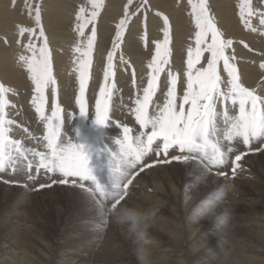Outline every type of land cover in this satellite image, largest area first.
<instances>
[{
    "label": "rangeland",
    "instance_id": "374dc122",
    "mask_svg": "<svg viewBox=\"0 0 264 264\" xmlns=\"http://www.w3.org/2000/svg\"><path fill=\"white\" fill-rule=\"evenodd\" d=\"M206 2L217 28L223 34V38L233 41L232 47L226 50V54L233 57L231 62L235 64L242 84L249 89H255L258 95L264 96V69L260 68V64L264 63V34H261L264 29L260 28L258 18L255 16L252 18V24L258 29V31L253 32L241 22L238 7L240 0H206ZM61 3L64 4L63 7L59 6ZM28 4L40 6L41 27L47 39L52 62V74L56 80L55 96L52 86H49L45 91L44 116H51L54 103L62 109L60 121L62 141L69 140V136L75 133L79 135L87 133L88 140L92 141L90 146L85 145L87 141L78 140L80 142L77 143L75 139L76 143L74 144L84 146V151L88 157V167L90 169L96 167L99 171L100 180L103 178L105 187H108L110 180L106 177H110L109 168L105 161H100L103 159L100 151L106 147L105 142L109 143L113 139H108L103 135L106 134V131H122L123 126L132 129L133 135L139 134V125L136 123L134 115L135 100L137 96H142V89L147 86L150 71L148 64L155 54V43L163 40L164 16L168 17L169 22L171 54L165 72L161 73L160 87L154 101L161 105L164 102L169 70L177 76L178 96L183 95L186 87L187 49L189 46L194 47L195 33L188 0H147L146 3L144 0H133L129 6L130 17L127 26L121 40L118 41L119 47L115 49L113 55V75L107 81L113 85L110 120L106 121L104 125L95 123V102L99 98L100 88L106 83L104 70L108 64L107 54L113 50L116 26L124 18L128 0H101L102 6L94 21L97 37L92 50V64L89 68L84 93L87 107L85 115L79 114V106L75 102L79 95L77 68L80 56L75 48L78 45L86 46L87 36L91 34L93 25L89 24L84 29L85 35L83 37L75 29L77 24L76 13L80 8L85 9V14L90 13L92 10L90 0H0V83L11 89L6 95L9 101V107L6 108V119L14 122L11 126L10 135L12 139L20 140L26 149L43 152L47 151L44 147L46 142L43 140L47 121L35 110L36 105L33 103L34 85L29 78L26 67L19 61L21 54L31 55L22 47L23 44L29 43V35L25 33L23 37L19 36L18 28L20 26L35 28L32 42L36 44L37 49L44 39L39 38V28H36L29 15ZM252 5L257 12H264V0H252ZM18 40L21 41L20 44L17 43ZM207 55L205 53L201 60V64L204 66H206ZM219 71L224 81L223 87L227 90L228 77L223 72L222 62L219 65ZM91 134H95L96 138L91 139ZM261 149H264V145L260 147ZM246 151H249L246 152L248 156L253 150ZM178 153V150H172L168 157H147V162L141 167L151 170L152 173H155L154 169L157 170L163 178L169 177V182L162 181V179H151L150 181V177H147V182L144 177L140 180V177L137 176L138 173L133 172V183L127 193L129 195L137 193L134 188L139 183L148 187L146 189L148 193L145 191L148 196L143 198L154 196L155 191L153 192V189L160 191L159 193L156 192L163 197L158 203H155L157 201L155 197H151V199H143L140 205L135 204V206L145 209L158 208L148 233L153 237L157 243L156 248H158L156 252L152 253L153 261L151 264H194L195 262L191 261L187 252L190 248L189 244L194 241L193 238L196 234L193 229L198 230V227L201 228L203 223L197 218L193 220L192 217H186L185 214L179 215L178 218L173 216L176 212L174 211L175 206L171 204L174 201L177 202L179 197H182L184 204H188L190 200L192 202L190 205H193L200 198L199 206L204 218L208 219L221 212L223 223L218 225L217 231H212L208 235L211 238L215 237L217 232H222L229 227L246 228L249 225L245 221L235 222L236 214L248 213V215H254L257 220L262 222L264 220L263 188L255 190L254 187L245 188L242 185V179H245L242 178V175L244 176L248 172L253 173L255 169L264 174V162L257 164L255 162L257 159L246 158L244 159L245 162L241 163V168L237 169L235 176H232L231 163L228 167L229 171L226 169L227 166L222 169L213 168L210 171L202 169L199 170L201 175L195 176L181 172L184 166L178 169V167L175 168L177 165H172L173 163L160 164L157 162L161 159H170L172 155ZM233 153L231 159L235 158V154H240L237 148ZM149 164L153 166L146 167ZM221 171L227 175H218L217 173ZM92 175L97 179L95 171ZM33 176L35 179L28 180L24 172L14 174L9 170L0 173L1 254H5L4 251L7 249L10 250L7 247L9 241L3 239L6 232L15 237L14 242L16 243L11 245V249L14 248L12 260L16 264L19 262L25 264L29 261V256L34 257L32 264L35 262L54 264L56 259L59 260L66 256L70 259L64 264H71V258H75L72 263L74 264L77 259L76 253L100 257L106 256L111 250L116 251L117 248H122L123 253L133 251L131 241L126 236L125 227H120L117 224V227H109L113 223V219L109 215L106 222H102L103 219L100 221L97 219L101 216V211L104 217V212L110 207L111 201L106 202L104 209L100 208L99 211L96 210V205L91 197L82 189L72 187L71 182H69L72 184L70 186L60 183L59 185L58 183L53 184V179H62L58 174H45L43 170L37 174L33 169ZM257 178L258 176L255 174L251 177L252 180H257ZM41 184L51 186L41 188ZM85 184L86 187H94L91 183L85 182ZM206 191L220 192L223 197L213 202L208 201L207 198L202 199V194ZM225 191L228 192L227 195H225ZM172 192L175 195L173 198ZM78 195L82 199H77L79 198ZM149 200L154 203L149 204ZM122 204L131 206L132 203L126 198ZM160 204L162 206L167 204L165 208L172 212L164 210V206L158 207ZM107 219H110V224L107 223ZM96 231L98 232L96 233ZM177 231L182 232V234ZM67 234L68 237H65ZM250 236L249 241H242L241 243L240 241H232L231 237L229 240L224 238L223 241H217L220 249L218 261L216 260L217 262L212 264H264V225H259L256 234L251 232ZM255 236L258 242L255 241ZM234 239L236 240V238ZM24 240H27V244L34 243L39 257L32 256L33 253H30L28 248L22 244ZM127 242L128 246L126 245ZM236 246L260 251L248 252L251 258L246 259L244 258L246 252L240 251ZM199 257L201 258L200 255H197L196 258L199 259ZM118 260L114 263L127 264L124 260ZM87 262L91 264V261L86 260ZM98 263L102 264L103 262L99 260Z\"/></svg>",
    "mask_w": 264,
    "mask_h": 264
},
{
    "label": "snow or ice",
    "instance_id": "6c2138e0",
    "mask_svg": "<svg viewBox=\"0 0 264 264\" xmlns=\"http://www.w3.org/2000/svg\"><path fill=\"white\" fill-rule=\"evenodd\" d=\"M132 2L133 0H128L125 6L124 18L116 26L113 50L107 54L108 64L104 70L106 83L100 88L99 98L95 102L97 125H104L110 120L113 85L107 81L113 75L114 51L119 47L118 41L121 40L127 26L130 17L129 6ZM146 2L147 0H144V3ZM90 3L92 8L90 13L85 14L84 8H80L76 13L75 30L81 37L85 35L84 29L89 24L93 25L91 34L87 36L86 46L78 45L75 48V51L80 54L77 68L79 95L75 100L79 106L80 115L87 113L84 93L92 64V50L97 37L94 21L102 6L101 0H90ZM188 4L191 7L190 15L195 26V33L194 47L189 46L187 49L186 87L183 95L178 96L177 76L169 70L164 102L161 105L154 101L160 87L161 73L165 72L171 54L169 22L168 17L164 16L163 40L155 43V54L148 64L150 71L147 86L143 87L142 96H137L135 100L134 115L140 131L139 134L133 135L132 129L127 126L122 127V136L115 141L117 148L111 152L108 161L110 173L108 187L102 186L92 175L84 146H78L68 139L62 141L60 124L62 109L59 105L54 103L51 116H44L45 91L52 86L55 96L56 80L52 74L47 39L41 27L40 6L28 4L29 15L36 28H39V38L44 39L37 49L36 44L32 42L35 28L20 26L19 36L23 37L25 33L29 35V43L23 44L22 47L31 55L21 54L19 61L26 67L34 85L35 110L47 121L43 136L47 151L26 149L20 140L11 138V126L14 122L6 119V108L9 107L6 95L11 89L0 83V173L9 170L14 174L24 172L28 180L35 179L33 169L37 174L42 170L45 174H58L62 179H53V184L71 182L85 191L102 210L105 203L109 201H111V208L122 205L129 186L133 183L132 170L151 153L159 157L162 152L164 157H168L170 149L178 150L179 154L157 162L169 164L172 161L183 163L195 161L205 171L213 168L222 169L230 162L232 176H235L237 169L241 168L239 162L246 154L241 152L231 159L236 146L242 144L250 149L253 142L264 145V96L258 95L255 89H249L242 84L237 68L231 62L233 57L226 54V50L232 47L233 41L223 38L214 17L210 14L206 0H188ZM238 7L241 22L246 28L253 32L258 31L252 24V18L255 16L258 18L260 28L264 29V12H257L252 5V0H240ZM17 43L20 44L21 41L18 40ZM205 53L208 54L206 66L201 64ZM221 62L223 72L228 77L227 90L223 87L224 81L219 71ZM260 68L264 69V63L260 64ZM152 166V164L146 165V167ZM140 170L143 171V168ZM217 174L227 175L222 171ZM70 178H72L71 181ZM85 182H90L94 187H86ZM50 186L40 185L41 188ZM107 216L106 210L102 222H106Z\"/></svg>",
    "mask_w": 264,
    "mask_h": 264
},
{
    "label": "bare ground",
    "instance_id": "6f19581e",
    "mask_svg": "<svg viewBox=\"0 0 264 264\" xmlns=\"http://www.w3.org/2000/svg\"><path fill=\"white\" fill-rule=\"evenodd\" d=\"M57 3V2H56ZM62 5H64L63 3H61V4H59V6H61V7H63ZM64 15V14H63ZM9 18V17H8ZM106 19V18H105ZM104 19V20H105ZM97 24V23H96ZM98 26V25H97ZM102 26H104V25H102ZM73 28H75V27H73ZM183 29V28H182ZM5 38H7V37H5ZM64 41V40H63ZM63 41H62V43H63ZM10 43H11V41H9ZM61 43V44H62ZM109 48V47H108ZM230 52V51H229ZM240 54V53H239ZM247 79V78H246ZM260 81V80H259ZM250 84V83H249ZM120 114H123V113H120ZM18 129V128H17ZM106 134L105 135H103V136H105L106 138H108V139H113L111 142H109V143H104L105 145H106V147L105 148H102L101 149V151H100V155H101V157L103 158L102 160H100L101 162H106V166H108V161H109V159H110V154H111V152H113V151H115L116 150V148H117V145L115 144V141L116 140H118V139H120L121 138V136H122V131L121 130H118V131H106L105 132ZM86 134L87 133H85V134H81V135H79V134H77V133H75L74 135H70L69 136V140L72 142V143H76L75 141H77V143L78 142H80V141H83V142H85V141H87L86 142V146H90L91 145V143H92V141H90V140H88V137L86 136ZM137 135V134H136ZM74 137V138H73ZM86 137H87V140H85L86 139ZM90 138L92 139H95L96 138V135L95 134H91L90 135ZM105 138V139H106ZM65 139V138H64ZM74 139H75V141H74ZM78 140H80V141H78ZM107 140V139H106ZM262 145L259 143V142H253V144L250 146V149L249 148H245L242 144H239V145H237L236 146V148L238 149V151L241 153V152H244V153H246V152H249V151H246V150H253L252 152H250V154L251 155H244L243 156V158H242V160L239 162L240 164L241 163H244L245 161H244V159H246V158H250V157H253L254 159H257V160H255V162L257 163V164H260V163H262V162H264V149H261V150H257L258 148L260 149V147H261ZM172 151V149H170L169 150V152H171ZM176 151V150H175ZM179 154V153H178ZM234 154V153H233ZM236 155V154H235ZM147 157H157L156 155H155V153H151V154H149L148 156H146L145 158H144V160L141 162V164H139L135 169H133L132 171L133 172H136V173H138L137 174V176H139L140 177V180L142 179V177H144V180H146L147 181V177H150V181H151V179L152 180H156V179H162V181L164 180L165 182H169L170 181V179H169V177H164L163 178V176L162 175H160V174H158V172H157V170H155L154 169V171H155V173L153 172H151V170H146V169H143V171H141L140 169H141V167L144 165V163L145 162H147ZM159 157H163L164 158V155H163V153L161 152V155L159 156ZM171 163H173L172 165L174 166V165H177V166H175V168H177L178 167V169L179 168H181V166H184L183 167V170H181V172H184V173H187V174H193V175H195V176H200L201 174H200V172L201 171H199V170H202V166H200L197 162H195V161H189L188 163H183V162H178V161H172ZM229 165H230V162H229ZM229 165L227 166V170L229 171V169H228V167H229ZM169 167V166H168ZM172 167V166H171ZM249 169H250V167H249ZM100 170V169H99ZM91 171H92V174H93V172L95 171V173H96V175H97V179H96V181L98 182V183H101L103 186H105L104 185V180H103V178H102V180H100V175H99V171H98V169L96 168V167H92V169H91ZM258 171L255 169L254 170V172L253 173H249L248 172V174H246V175H242V178H245V179H242V185H243V187H245V188H248V186L249 187H254L255 188V190L256 189H258V190H260L259 188H261L262 190H264V174L263 173H260V172H258ZM102 173V172H101ZM245 173V172H244ZM254 174L255 175H257L258 176V178H257V180H252L251 179V177L252 176H254ZM259 174H260V176H259ZM101 176H103L102 174H101ZM185 176V175H184ZM185 177H188V176H185ZM248 177V178H247ZM106 179H109V177H106ZM110 180V179H109ZM148 182V181H147ZM153 182V181H152ZM89 184H90V182H88ZM138 183V182H137ZM58 185H59V183H58ZM70 185H72L71 183H68L66 186H70ZM145 185H148V184H145ZM72 187H74V188H76L77 186H72ZM77 188H79V187H77ZM129 188H131V186H129ZM150 188V187H149ZM244 188V189H245ZM81 189V188H80ZM135 190H136V192L137 193H135V194H127V196H126V198H127V200L129 199V200H131V203L135 206V204H141L143 201V199H148V198H150L151 199V197H155L156 199H157V201H155L154 199V201H155V203H158V201L159 200H161V198H163L161 195H159V194H157V192L159 193L160 191H158V190H156V189H153V192L155 191V193H153L154 194V196H150V197H147V198H143V197H146V192L145 191H147L146 189H148V187L147 186H142L141 184H139L138 183V186L137 187H135L134 188ZM77 190V189H76ZM151 191V190H150ZM157 191V192H156ZM152 192V191H151ZM68 193H69V191H68ZM147 193H148V191H147ZM157 194V195H156ZM228 194V192L227 191H225V195H227ZM98 195V194H97ZM68 196H70V195H68ZM79 196V195H78ZM148 196V195H147ZM172 198L173 197H175V195H174V193L172 192ZM77 197V196H76ZM221 197H223L221 194H220V192H211V191H206L205 193H203L202 194V199L204 198H207L208 199V201H211V202H213V201H217V200H219ZM82 199V197H80L79 196V198H77V199ZM239 200V199H238ZM76 201V200H75ZM174 201V200H173ZM199 201H200V198L198 199V201H196L193 205H190V200L188 201V204H184V201H183V199H182V197H179L178 198V201L177 202H175L174 201V203L173 204H171L172 206H175V212L176 213H172L173 214V216H175V217H179V215H186V217H192L193 218V220L195 219L196 220V218L197 219H199L200 221H201V223H203V225H202V227L200 228V226L198 227L199 229L198 230H194L193 229V232H195L196 231V234H195V236H194V238H193V240L194 241H192L191 242V244H189V250H188V252H187V255L190 257V259H191V261H195L194 262V264H212V263H216L218 260V253H219V251H220V249H219V245H218V242L217 241H223V239L224 238H227L228 240H229V238L231 237V239H232V241H240V243L242 242V241H249L250 240V238H251V236H250V234H251V232L253 233V234H256V232H257V227L259 226V225H264L263 223H264V220H263V222L262 221H260V220H257L256 219V217H254V215H248V213H246V214H243V215H241V214H236V216L234 217V220H235V222H248V226L246 227V228H239V227H229L228 229H224L222 232H217V235L215 236V237H213V238H211V237H209L208 235L212 232V231H217V229L219 228L218 227V225H220V224H222L223 223V217L221 216V212H219L218 214H216L215 216H212V217H209L208 219L206 218H204L203 217V215L204 214H202L201 213V211H200V206H199ZM76 202H78V201H76ZM95 203V202H94ZM108 203V202H107ZM106 203V204H107ZM148 203L149 204H152V203H154L153 201L151 202V200H149L148 201ZM192 203V202H191ZM131 204V206H133ZM96 205V204H95ZM156 205V204H155ZM167 204H164L163 206H164V210H166V211H169L168 209H166L165 208V206H166ZM230 205V204H229ZM163 207L162 206V204H160L158 207ZM240 206V205H239ZM238 206V207H239ZM137 207H139V206H137ZM235 207L237 208V206L235 205ZM93 208V207H92ZM95 208H96V210H99L100 211V207L99 206H95ZM141 208V207H140ZM241 209V208H240ZM239 209V210H240ZM222 210V209H221ZM242 210V209H241ZM248 210V209H247ZM232 211V210H231ZM104 212V211H103ZM169 212H172V211H169ZM229 213V212H228ZM227 214V213H226ZM223 215V214H222ZM223 216H225V215H223ZM108 217V216H107ZM230 218V217H229ZM236 218V219H235ZM98 219V221H100L101 219H103V214H102V211H101V216L99 217V218H97ZM96 219V220H97ZM95 220V221H96ZM233 220V221H234ZM92 221H94V220H92ZM109 221H110V219H107V223H109ZM111 221H112V219H111ZM160 221V220H159ZM100 223V222H99ZM110 224V223H109ZM158 224H159V222H158ZM200 224V223H199ZM94 225V224H93ZM116 225V223L113 221V223H111L110 225H109V227H117V225ZM160 225H161V223H160ZM120 226V225H119ZM172 226V225H171ZM90 227H91V225H90ZM121 227V226H120ZM91 229V228H90ZM196 229V228H195ZM96 230V229H95ZM185 230V229H184ZM251 231V232H250ZM87 232V231H86ZM98 231H96V233H97ZM178 232V231H177ZM250 232V233H249ZM179 234H182V232H178ZM260 233V232H259ZM6 235V237L4 236V240L5 241H9V245L7 246L8 248H10V250L8 251V249L7 250H5L4 251V253L5 254H1L0 253V264H16V262L14 261V260H12V258H13V255H12V253H13V249H11V245L13 244L14 245V243H16V242H14L15 241V237H14V235H8L7 234V232L5 233ZM102 234V233H101ZM115 234V233H114ZM178 234V235H179ZM149 235V234H148ZM65 237H68V234L67 235H65ZM149 238H150V240H151V245H150V248H151V252L152 253H154V252H156L157 251V249L158 248H156V245H157V243L155 242V240L153 239V237L151 236V235H149ZM234 238H236V240L234 239ZM254 238V237H253ZM2 239V238H1ZM19 239V238H18ZM20 241V240H19ZM255 241H257L258 242V239L256 240V236H255ZM237 243V242H236ZM22 244L23 245H25L26 246V248H28V250L30 251V253H33L32 254V256H38L39 255V253H38V250H36L35 249V246L33 245L34 243H32V244H27V240H24L23 242H22ZM130 244H131V242H130ZM262 244V243H261ZM126 245L128 246L129 244H128V242L126 243ZM125 245V247H127ZM221 245V244H220ZM245 245V244H244ZM17 246H18V244H17ZM13 247V246H12ZM236 247H238L239 249H240V251H243V252H246V253H244L245 254V257L244 258H246V259H248V258H251V255H249V253L248 252H259L260 250H253L252 248H245V247H242V246H236ZM21 249V248H20ZM23 249V248H22ZM27 250V249H26ZM223 250H224V248H223ZM28 251V252H29ZM235 252V251H234ZM6 254H8V256H5ZM77 254V256H76V260H75V263L74 264H88V262L86 263V260H88V261H91V264H99L98 262H99V260L101 261V262H103L102 264H105V263H107V264H115L114 262L116 261V260H124L127 264H138V262H137V260H136V257H135V255L133 254V251H128L127 253H123V249L122 248H117L116 249V251H112L111 250V252L109 251L108 252V254L105 256V255H102V256H100V257H98V256H95V257H92V256H90V255H88V254H86V253H76ZM237 254V253H236ZM197 255H200L201 256V258L199 257V259H197L196 257H197ZM39 257V256H38ZM28 258H30L29 259V261H27L25 264H32L33 262H34V257H31V256H29ZM41 258V257H40ZM115 258H117V259H115ZM70 258L69 257H64V258H60L59 260L58 259H56L55 261H54V264H64V263H66V262H68V260H69ZM74 259L75 258H71V261H72V263H73V261H74ZM22 260V259H21ZM41 260H43L42 258H41ZM118 260V261H119ZM217 260V261H216ZM153 261V258H152V256H151V262ZM71 263V264H72ZM19 264H20V262H19ZM34 264H40V263H38V262H35ZM90 264V263H89Z\"/></svg>",
    "mask_w": 264,
    "mask_h": 264
},
{
    "label": "clouds",
    "instance_id": "9594fccd",
    "mask_svg": "<svg viewBox=\"0 0 264 264\" xmlns=\"http://www.w3.org/2000/svg\"><path fill=\"white\" fill-rule=\"evenodd\" d=\"M157 212L158 208L155 207L145 209L125 204L107 209L113 221L125 227L126 236L131 241L138 264H151V240L148 233Z\"/></svg>",
    "mask_w": 264,
    "mask_h": 264
}]
</instances>
